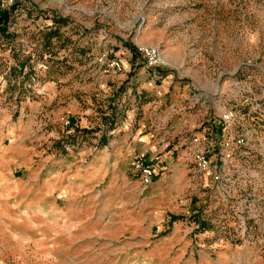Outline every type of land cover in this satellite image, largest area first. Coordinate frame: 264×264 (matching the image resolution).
<instances>
[{
	"label": "rangeland",
	"instance_id": "obj_1",
	"mask_svg": "<svg viewBox=\"0 0 264 264\" xmlns=\"http://www.w3.org/2000/svg\"><path fill=\"white\" fill-rule=\"evenodd\" d=\"M0 264H264V0H0Z\"/></svg>",
	"mask_w": 264,
	"mask_h": 264
},
{
	"label": "crops",
	"instance_id": "obj_2",
	"mask_svg": "<svg viewBox=\"0 0 264 264\" xmlns=\"http://www.w3.org/2000/svg\"><path fill=\"white\" fill-rule=\"evenodd\" d=\"M147 71H150V73L147 72ZM144 72H145L144 75H141V76L137 77L136 79L134 78L135 74H132V76L131 77L129 76V78H125L124 76H119L118 79H121V81H122L125 78V80L122 83L118 82L117 85L115 86V90H114V92L116 93L115 94V96H116V100L115 101H118V98L120 96V92H117V90L120 91L121 86H125L126 84H129V86H131V88H129V89H131L132 93H134V89H132V85L133 84H131V81H132V83L134 81L137 82L138 78H141L143 81L144 80H146V81L148 80L146 82V84L149 85V86L151 84H154V81H156L157 78H161L162 81H165L167 78H169V75H167V74L163 75L162 73H160L158 71H155V70H150L149 68H147V69L144 68ZM114 78H111V77L107 78L106 77L104 79H106V80L107 79H111V81H113ZM106 80L104 82L102 80H99L103 84L102 85L103 89L107 88L106 87V83H107ZM97 81H98V79H97ZM168 82H169V80L167 79V81H165L164 83H168ZM142 85L144 86L145 84L143 83ZM149 86L145 85V88H142V86H141V88H139V90H137V88H135L136 92L138 91L137 93H140L141 96H137L136 97L138 99V102L136 101V98H133L131 100V103H132L131 104V113H133V111H134V109H133L134 107L133 106L137 104L138 105V110L140 112H142L143 114H145V113L148 114V109H149V106L152 105L153 99L141 100V97H143L144 94L147 92L146 89H148ZM163 87L164 86H162V88ZM140 91H142V92H140ZM129 92H130V90H129ZM183 95H184V93H183ZM171 108H173V107L171 106ZM198 117H199L198 115L191 116V117L188 118V120L186 122L188 123V125H194V123L196 122ZM143 118H145V117H143ZM139 126L140 127H138V132L135 135V137L138 140V142H132L130 144L131 146L128 147L127 157L130 159L134 154H138V155L142 154V155L145 156L146 160H150L151 157H154V155H155L154 153H155V149L156 148H155V146L151 145V142H150V140L148 138V136H150V135H147V134L145 135V133H144V135H142L141 132H142V129H143V124H141ZM173 177H174V183L177 185V183H178L177 174H173Z\"/></svg>",
	"mask_w": 264,
	"mask_h": 264
},
{
	"label": "built area",
	"instance_id": "obj_3",
	"mask_svg": "<svg viewBox=\"0 0 264 264\" xmlns=\"http://www.w3.org/2000/svg\"><path fill=\"white\" fill-rule=\"evenodd\" d=\"M5 4H10L11 0H2ZM143 55L145 56V63L146 67L148 68H153L158 66L159 64V57L156 54V52L152 49H143L142 50ZM120 70V64L118 60L112 59L108 60L105 63V69L104 72L107 74L110 73H116L117 71ZM224 119H229L230 114H226L223 116ZM195 166L200 170V171H206L208 169V160L203 154L201 153H195L193 157ZM131 167L139 173L140 179L143 185H148L151 182L152 178V169L149 165H146L144 162V159L141 156H137L132 159L130 163ZM215 178V177H214Z\"/></svg>",
	"mask_w": 264,
	"mask_h": 264
},
{
	"label": "trees",
	"instance_id": "obj_4",
	"mask_svg": "<svg viewBox=\"0 0 264 264\" xmlns=\"http://www.w3.org/2000/svg\"><path fill=\"white\" fill-rule=\"evenodd\" d=\"M3 16H5L4 12H1V18H3Z\"/></svg>",
	"mask_w": 264,
	"mask_h": 264
}]
</instances>
